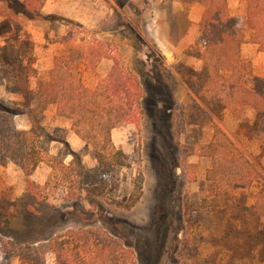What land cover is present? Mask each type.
I'll use <instances>...</instances> for the list:
<instances>
[{
	"label": "rangeland",
	"instance_id": "obj_1",
	"mask_svg": "<svg viewBox=\"0 0 264 264\" xmlns=\"http://www.w3.org/2000/svg\"><path fill=\"white\" fill-rule=\"evenodd\" d=\"M203 1L52 0L44 10L54 11L53 3L56 12L46 15L23 0H0V49L7 48L0 50V106L24 108L55 60L67 59L72 39L98 40L142 91L135 121L111 131L113 145L128 158L125 166L98 168L54 105L38 119L37 145L65 168L42 163L25 176L0 159V264H56L55 239L69 241L68 264L91 260L85 240L90 247L108 245L112 264H226L231 251L264 264V218L252 215L254 193L264 191V142L253 136L258 115L224 109L205 84L202 49L189 21ZM111 67L103 60L75 69L93 89ZM256 78L243 83L252 89ZM10 121V129H29L24 113ZM216 129L248 158L256 176L208 207L201 202L215 188L206 171L212 157L226 155L211 144ZM136 184L138 200L126 209Z\"/></svg>",
	"mask_w": 264,
	"mask_h": 264
},
{
	"label": "trees",
	"instance_id": "obj_2",
	"mask_svg": "<svg viewBox=\"0 0 264 264\" xmlns=\"http://www.w3.org/2000/svg\"><path fill=\"white\" fill-rule=\"evenodd\" d=\"M44 2L23 0L22 3L38 12ZM245 27L254 29L258 49L264 51V0H247L246 17L242 19L228 15L226 0H209L198 23L202 77L205 84L212 86L218 103L224 109L237 112V109L246 106L258 115L253 136L257 141L264 142V79L256 78L252 89L242 83V78L251 72L250 64L240 60L241 30ZM72 42L67 59L55 60L48 80L38 82L28 92L24 108L8 110L0 106V159L12 161L25 176L42 163L50 165L52 169H55V164L65 168L56 158L45 155L37 145L38 119L49 105L55 106L57 116L70 120L72 132L90 148L98 168L127 164L126 154L112 143L111 131L136 119L142 99L137 78L127 68H120V60L113 56L116 54L104 50L98 40L72 39ZM0 50L6 52L7 48L4 46ZM1 59L6 61L4 57ZM103 60L112 62L110 73L98 80L93 89L86 88L80 71L75 67L83 65L95 68ZM19 112L26 115L28 130L10 129L12 116ZM211 144L226 155L212 157L211 166L206 171V179L215 188L214 196L201 202L208 207L221 203L223 193L251 184L256 176L248 158L220 130L214 131ZM139 190L136 184L124 206L126 209H130L138 200ZM252 215L264 218V191L254 193ZM68 242L64 239L50 242L56 264H68L64 250ZM82 247H89L88 256L91 260L96 259V262L89 260L82 264L113 263L108 245L90 247L85 240ZM74 251L78 257L76 248ZM226 258V264H250L245 256H237L233 251Z\"/></svg>",
	"mask_w": 264,
	"mask_h": 264
},
{
	"label": "crops",
	"instance_id": "obj_3",
	"mask_svg": "<svg viewBox=\"0 0 264 264\" xmlns=\"http://www.w3.org/2000/svg\"><path fill=\"white\" fill-rule=\"evenodd\" d=\"M50 2H52V0H45L44 5L42 6V13L46 15H51L56 12L57 6H55L53 3L51 5L54 11L48 12L44 10L47 3H50ZM208 2L209 0H204L202 2L203 4L198 8V12L196 14L195 13L193 14V8H192V13L189 19L192 26H194L196 29L197 35L195 37V40L199 45L200 43L198 42V23L201 20V17L203 15V12ZM226 7H227L228 15L230 17L239 18V19L246 17L247 0H226ZM68 15L70 16L71 13H68ZM241 35H242V43L240 45V60L248 62L251 68L250 74L242 78V83H243V80L247 78L253 79L254 77H259V78L264 79V51H259L258 49V45L256 44V39L254 35V29H252L251 27H245L241 30ZM201 49H202V46H201ZM201 53H202V50H201ZM244 108L251 109L250 107H246V106Z\"/></svg>",
	"mask_w": 264,
	"mask_h": 264
}]
</instances>
